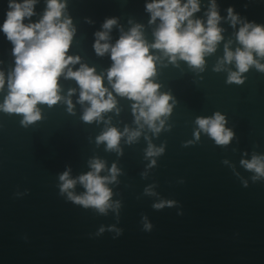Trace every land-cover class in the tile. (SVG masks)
<instances>
[{"label":"water","instance_id":"water-1","mask_svg":"<svg viewBox=\"0 0 264 264\" xmlns=\"http://www.w3.org/2000/svg\"><path fill=\"white\" fill-rule=\"evenodd\" d=\"M8 2L0 0V26ZM150 2L66 0L64 16L76 29L67 55L80 57L69 67L94 68L116 99V108L102 113V119H82L90 104L79 103L80 87L66 78L67 69L58 81L62 99L52 106L37 105L40 120L25 126L21 114L0 111V264H264V176L242 163L264 158V72L251 66L242 74V84H229V72L237 71L235 61L215 70L225 44L231 41L232 51L241 47L236 33L242 23L233 27L227 9L233 7L241 22L264 25V0H216L223 39L215 52L205 55L203 70L179 59L172 63L150 48V54L160 57L152 79L160 94L172 97V111L161 117L164 126L158 133L135 123L136 102L116 94L108 83L110 52L100 56L94 49L95 33L110 18L117 24L108 43L114 45L137 24L143 26L145 41L154 43L160 21L149 23L145 5ZM200 4L193 18L206 24L210 0ZM46 7L47 0H37L31 21L38 22ZM13 48L0 31V72L5 77L0 104L15 68ZM216 112L234 133L227 145H218L196 124L198 117ZM112 127L141 134L132 143L122 136L120 151H110L106 142L97 144V137ZM149 144L163 152L147 156ZM93 159L105 163L100 176H110L113 164L118 169L107 185L112 206L106 213L75 204L60 191L61 174L69 171V178L77 179L92 170ZM69 191L82 195L86 189L77 182ZM156 204L164 206L158 210ZM146 223L151 230H144Z\"/></svg>","mask_w":264,"mask_h":264},{"label":"clouds","instance_id":"clouds-1","mask_svg":"<svg viewBox=\"0 0 264 264\" xmlns=\"http://www.w3.org/2000/svg\"><path fill=\"white\" fill-rule=\"evenodd\" d=\"M36 2L37 0H9L4 22L0 26V31L14 45L15 56V68L7 81L8 95L4 103L0 104V111L21 114V123L25 126L40 120L41 112L37 105L52 106L62 99L58 81L67 69L66 78L74 79L80 87L79 103L90 104L82 119L85 122L102 119V113L116 108V99L104 86L102 75L96 74L94 68L82 64L78 70L73 71L69 67L79 63L80 57L67 55L76 29L72 26L71 19L64 16L66 0H47L42 18L38 22H32ZM145 8L151 14L149 23H156L157 19L160 21L154 31V43L149 45L145 41L141 32L143 26L139 24L123 33L114 45L108 43L109 32L117 24V19L110 18L103 23L104 30L95 33L94 49L100 56L110 52L113 64L107 71L108 83L116 94L136 102L132 105L135 123L141 129L147 125L154 133H158L164 126L161 117L170 115L172 111V105L169 103L172 97L167 93L160 94V85L152 79L156 75V61L160 57L150 54V48L160 50L172 63L179 59L186 61L190 67L203 70L205 55L215 52L218 43L223 39V29L218 26L222 17L216 0H210L206 24L201 19L193 18L194 14L201 10L200 0H152ZM227 13V19L233 27L242 23L236 33L241 47L232 51L229 48L231 41L225 44L224 58L215 70L220 71L224 63L235 61L237 71L229 72L227 82L242 84V74L251 66L264 72V64L255 58L264 59V25L241 22L231 6ZM25 20L29 22L25 23ZM4 85L5 77L0 72V89ZM74 91L75 89L70 90L69 96ZM66 103L71 111V100L68 99ZM226 122L225 116L219 112L213 117L196 119L199 130L207 133L218 145H227L234 135L230 129L225 128ZM140 134L139 130L130 131L126 127L121 133L112 127L97 137V144L106 142L107 150L119 152L122 136L126 135L127 142L132 143ZM195 135L198 139L199 131ZM162 152L163 148L157 149L149 144L146 155L151 157ZM242 163L257 176H264V158L254 156L250 162ZM90 168L91 171L77 179L69 178V171L61 174L59 179L63 183L60 191L67 193L68 199L75 204L106 213L112 206V193L107 185L115 181L118 169L113 164L110 176H100L105 163L99 159L90 161ZM77 182L86 189L82 195H74L69 191ZM163 206L156 204L154 208L159 210ZM151 228V224L144 225V230Z\"/></svg>","mask_w":264,"mask_h":264}]
</instances>
